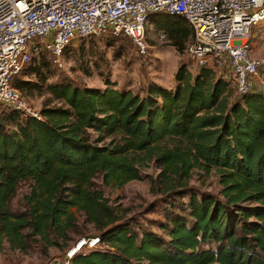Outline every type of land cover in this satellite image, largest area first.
Segmentation results:
<instances>
[{"label": "trees", "instance_id": "trees-1", "mask_svg": "<svg viewBox=\"0 0 264 264\" xmlns=\"http://www.w3.org/2000/svg\"><path fill=\"white\" fill-rule=\"evenodd\" d=\"M153 19L184 54L193 37L187 21ZM96 38L89 46L76 40L63 56L81 65L96 59ZM54 61L43 51L25 69L34 78L13 81L24 97L49 95L41 120L0 105V251L5 242L27 251L33 241L68 249L80 214L101 244L72 264H264L263 93L238 95L226 74H193L187 64L175 75V90L151 83L134 92L109 77L105 88L50 82ZM151 164L160 170L156 178L143 174ZM196 171L216 172L219 197L190 188ZM96 179L113 190L147 179L152 194L189 200L168 207L164 223L152 222L157 233L127 220ZM23 184L30 190L19 211L13 201Z\"/></svg>", "mask_w": 264, "mask_h": 264}, {"label": "built area", "instance_id": "built-area-1", "mask_svg": "<svg viewBox=\"0 0 264 264\" xmlns=\"http://www.w3.org/2000/svg\"><path fill=\"white\" fill-rule=\"evenodd\" d=\"M155 15L187 21L193 31L187 56L199 68L221 69L238 95L264 94V57H254L251 45L253 28L264 23V0H0V105L41 120L12 85L34 57L47 51L59 63L76 40L121 35L145 50L146 26ZM100 244L81 238L51 264H72Z\"/></svg>", "mask_w": 264, "mask_h": 264}, {"label": "rangeland", "instance_id": "rangeland-1", "mask_svg": "<svg viewBox=\"0 0 264 264\" xmlns=\"http://www.w3.org/2000/svg\"><path fill=\"white\" fill-rule=\"evenodd\" d=\"M153 17L149 18L146 26L145 50H142L134 40L123 36H107L93 39L98 43L100 55L96 59L89 58L84 65H81L79 60L73 55H70V58L62 56L59 59V63L54 61L55 76L50 78V82L70 80L90 88H105V78L109 77L112 82L118 85V88L131 89L134 92L143 93L145 88L151 83L175 90L177 87L175 75L181 66L187 64V69L193 74H196L201 68L198 67L197 63L188 60L186 50L184 54H179L170 45V41L163 40L162 31L155 25ZM86 41L88 46L90 45L89 42H92L90 38H87ZM79 42L75 43V47L79 45ZM251 45L254 57H264V23L253 28ZM28 66L29 64L25 69ZM210 68L222 73L219 68ZM26 71H23L15 79H26L24 76L34 78V76L27 75ZM48 98L49 95L46 92L42 94L36 92L30 96L25 95L30 107L38 112H41L44 102ZM0 111H4V109L0 107ZM159 172L160 170L155 164H151L150 167L143 170L144 176L147 175L154 178L157 177ZM95 182L97 186L105 190L106 196L111 203L114 206H118L120 212L126 214L127 220L135 223L136 227L152 228L157 233L161 231L158 230V225L156 226L152 222L154 223L157 220V222L164 223L165 212L168 207L174 210V208L170 207L172 204L177 205L180 202H188L189 200L188 197L181 198L159 193L152 194L151 184L147 179L130 182L122 189L115 190L103 186L102 179H96ZM189 186L199 193L217 197H219L221 190L219 176L215 171L210 175H205L199 171L194 172ZM29 190V184L21 186L18 195L13 201V209L19 211L25 209L24 197L29 193ZM75 211L73 209V212ZM76 217L79 220L81 234L72 235V241L69 242V246H72L75 241L81 238L91 236L99 238V233L94 229L93 225L85 222L84 216L77 214ZM136 221L139 223L136 224ZM105 247L103 245L101 248ZM66 249L47 248L43 243L33 241L27 251H21L11 249L10 245L5 242L3 249L0 251V264H51L55 258L63 257Z\"/></svg>", "mask_w": 264, "mask_h": 264}, {"label": "crops", "instance_id": "crops-1", "mask_svg": "<svg viewBox=\"0 0 264 264\" xmlns=\"http://www.w3.org/2000/svg\"><path fill=\"white\" fill-rule=\"evenodd\" d=\"M222 74H223V71H222Z\"/></svg>", "mask_w": 264, "mask_h": 264}]
</instances>
